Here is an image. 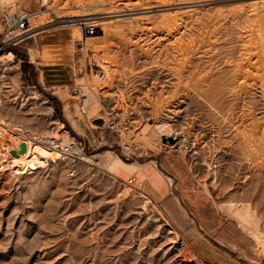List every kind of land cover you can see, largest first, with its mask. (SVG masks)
<instances>
[{"label":"rangeland","instance_id":"rangeland-1","mask_svg":"<svg viewBox=\"0 0 264 264\" xmlns=\"http://www.w3.org/2000/svg\"><path fill=\"white\" fill-rule=\"evenodd\" d=\"M16 11L33 36L0 60L1 151L20 163L22 141L41 166L0 157V264H264V0H0V21ZM137 82L152 93L127 96ZM97 94L136 116H107ZM157 123L177 140L141 137ZM54 137L88 149L74 165L32 155ZM144 168L179 186L192 235L153 201Z\"/></svg>","mask_w":264,"mask_h":264},{"label":"built area","instance_id":"built-area-1","mask_svg":"<svg viewBox=\"0 0 264 264\" xmlns=\"http://www.w3.org/2000/svg\"><path fill=\"white\" fill-rule=\"evenodd\" d=\"M29 18L30 16L26 14L25 12H12L10 14H4L1 16V25L2 30L0 32V51H7L12 47H16L22 44L23 41L29 38V36L32 33V29L30 28L29 24ZM83 26L84 34L85 35H91L93 32V28L90 24H87L82 22L80 24ZM97 67V66H96ZM99 69V68H98ZM135 80H141L140 76H134ZM154 80V79H153ZM134 82V81H133ZM138 82L133 84L130 88H128L127 96L133 95V97L143 96L145 93H152L153 87L149 86H138ZM78 92V91H77ZM78 95V94H77ZM82 101H78L77 104H80ZM119 104V106L117 105ZM102 111L106 112L107 116H116L117 114L119 116L125 115L126 118H131L133 116H136L135 110L130 106V102H126L123 104V108L120 109L119 107L122 106V103L117 100V97L114 96L112 99H102ZM135 107L137 104L134 105ZM84 113V112H83ZM107 123H109L107 121ZM111 125V121L109 123ZM128 126V125H125ZM108 128V126L106 127ZM128 128H133L131 125L128 126ZM122 129H125L122 127ZM87 141V140H86ZM52 148L58 149L59 153L62 155L64 159H68L72 161L73 163L79 161L82 155H85V151L87 148L86 142L83 138L77 139L73 137V140L67 144L60 145L57 143L55 139L51 141V144H48ZM89 145V144H88ZM120 152L122 156L125 158H130L131 155L134 154L135 148L130 147L127 144L119 145ZM127 184L135 187V181L133 177H129L127 179ZM140 187L138 184L137 188Z\"/></svg>","mask_w":264,"mask_h":264},{"label":"bare ground","instance_id":"bare-ground-1","mask_svg":"<svg viewBox=\"0 0 264 264\" xmlns=\"http://www.w3.org/2000/svg\"><path fill=\"white\" fill-rule=\"evenodd\" d=\"M16 12H24V11H16ZM26 14H28L29 16H30V18H31V15L29 14V12H25ZM30 18H29V20H30ZM30 24V23H29ZM36 27H38V26H34V28H36ZM31 29H33V28H31ZM33 36V34H31L30 36H29V38L30 37H32ZM65 58H70V53H69V51L67 52V55H65ZM12 59H13V55H12V53H9V51H0V60H2V61H4V60H7V61H12ZM64 61V63H67L65 60H63ZM67 64H69V63H67ZM97 67H99L101 70H103V66H100L98 63H97ZM3 76V75H2ZM156 80V79H155ZM88 86V85H87ZM87 86H85L84 87V89H83V87L82 88H80V90H85V89H90L89 87H87ZM90 90H92V89H90ZM61 91L62 92H65L66 91V88L65 87H61ZM84 92H86V90L84 91ZM88 92V91H87ZM90 93H91V91H90ZM94 93V92H93ZM95 94V93H94ZM105 94V93H104ZM104 94H103V96L101 95V94H97L96 95V97H94L95 99H94V101L92 102V103H94L95 102V100L99 103V102H102V99L103 100H105V99H112V98H114V96H116L117 97V95L115 94V95H113V96H111L110 94H106V96H104ZM92 95V94H91ZM89 95H88V93H80V96H79V99H80V101H82L81 102V105L78 107V112H79V115L81 116V117H84L85 115H86V113H87V109L86 108H88L89 106H88V103L90 102L89 101V99H90V97H88ZM62 97H64V94H63V96ZM92 97V96H91ZM93 98V97H92ZM92 100V99H91ZM91 103V102H90ZM97 103V104H98ZM91 105V104H90ZM84 112V113H83ZM135 118V117H134ZM134 123V122H133ZM91 124L92 125H97V123L95 122V121H91ZM97 127L98 128H102V127H99L98 125H97ZM105 128V127H104ZM58 129L59 130H62V125L61 124H59V127H58ZM3 132H5L3 129H1ZM152 131H156L158 134H159V139H160V137H173V139L176 141L177 139L175 138V135L171 132L172 131V127H171V124H167V123H157V124H155V125H148L147 126V129L145 130V132H144V130H143V132L141 131L140 133H141V137H147L148 139H150L151 141H153V142H157V140H159L158 139V136H157V138H155V136H153L152 135ZM139 133V134H140ZM64 134V133H63ZM6 135H7V133H6ZM7 136H9V135H7ZM7 136H6V138H7ZM185 135H183V137H184ZM11 137V136H10ZM4 139V137L3 136H1L0 135V157L2 158V160L4 161V162H11V164L14 166V167H18L20 164H21V161L23 160V161H25V163H24V169L26 168V169H29V170H35V169H37L38 167H40L41 166V164H40V162H38L36 159H34V158H29L28 160H26V158H24L25 156L27 157V155H25V153H27V151H25L24 150V152H18V153H20L19 155L20 156H22L23 158L22 159H20L21 161H20V163L18 162V159H13L12 161H10L9 160V158L7 159L6 158V155L5 154H3V152L1 151V149L3 148V146H4V144H3V140ZM11 139V138H10ZM13 139L14 140H16V141H18V139L16 138V137H13ZM53 139H55L56 141H57V143L58 144H60V145H64V144H67V143H69V142H71L72 140H73V138H70L69 140H67V139H65V138H62V137H59V138H56V137H54V138H51V139H49L47 142H46V146H43L42 145V143L40 142V141H36L37 142V144H34V147H32L33 148V153H32V155L33 154H35V155H37L38 156V158L40 157V159L41 158H44L46 155L47 156H49L50 155V157H51V155L52 154H54V156H52V159H51V162H55L56 160H58V158H59V156H60V158H63L62 157V155L59 153V151H58V149H56V148H52V147H50L48 144H51V141L53 140ZM11 141H13V140H11ZM5 142V141H4ZM17 143V142H16ZM124 144H127V145H129L130 147H133V148H135V150H136V147L133 145V144H131V143H123L122 144V146L124 145ZM20 145H23L24 147H25V143L24 142H22V141H19V143H17V151H18V147L20 146ZM176 147V146H178V148L180 149L182 146H181V140H178V142H176V144H174L173 145V147ZM169 148H172V146L170 145V146H168ZM47 148V149H46ZM25 149H26V147H25ZM49 149V150H48ZM134 150V151H135ZM2 152V153H1ZM32 152V151H31ZM83 156V155H82ZM82 156H81V158H82ZM80 158V159H81ZM79 159V160H80ZM6 160H8V161H6ZM70 164H72V165H74V164H76L77 162H79V161H77V162H75V163H73L72 161H70V160H68V159H66ZM11 165V166H12ZM22 165V164H21ZM36 165V166H35ZM10 166V165H9ZM13 167V168H14ZM19 173H21V172H19ZM23 173V172H22ZM134 181H135V183H136V179H134ZM140 185V187L142 186L141 184H139ZM135 188V187H134ZM240 202V201H239ZM247 203V202H246ZM239 207H240V205H238ZM246 206H248V205H246ZM245 206V207H246ZM220 208H222L221 206H219ZM227 207H228V205H227ZM230 209L231 210H233L232 212L233 213H237L236 212V206L234 205V204H232V205H230ZM238 214H239V217H240V219H245L246 217H247V211L246 210H243L242 212H238ZM181 245V244H180ZM185 248H187V247H185ZM182 249H183V246H182ZM181 251V250H180ZM184 252H185V249H184ZM190 254V253H189ZM191 255V254H190ZM193 255V254H192ZM187 259V258H186ZM192 261V260H191Z\"/></svg>","mask_w":264,"mask_h":264},{"label":"crops","instance_id":"crops-1","mask_svg":"<svg viewBox=\"0 0 264 264\" xmlns=\"http://www.w3.org/2000/svg\"><path fill=\"white\" fill-rule=\"evenodd\" d=\"M1 1L5 2V0H1ZM129 165H131V164H129ZM131 166H133V165H131ZM154 170L157 171L155 168H154ZM155 171L146 170L145 168L139 170L138 173L141 174L139 181L144 183L146 185V187L151 192L154 193L153 196L155 198H153L154 199L153 201H155V203H162V206L167 210L172 221L177 225V228L179 230L187 233V235H192V232H191L192 229H190V228L187 229L185 227V225H186L184 222V219L186 218L185 214H184L185 209L182 206H180L179 203H177V199H178L177 196L178 195L175 192L179 191L178 190L179 186L176 185V190L174 192L170 191V189H171L170 186H168V188L166 189V187H164V184H163V181L165 180L166 177L163 176V173H160L161 176L156 174V177H155L154 176ZM170 195L172 197H169ZM169 205H170V208H169ZM171 211H173L178 216V220H176L174 218L173 213Z\"/></svg>","mask_w":264,"mask_h":264},{"label":"water","instance_id":"water-1","mask_svg":"<svg viewBox=\"0 0 264 264\" xmlns=\"http://www.w3.org/2000/svg\"><path fill=\"white\" fill-rule=\"evenodd\" d=\"M163 141H168L169 143H172L173 142V140L171 139V138H163L162 139ZM24 150H25V147L23 146V145H20L19 147H18V152H24ZM11 154L12 155H15L16 153H15V151H11Z\"/></svg>","mask_w":264,"mask_h":264}]
</instances>
